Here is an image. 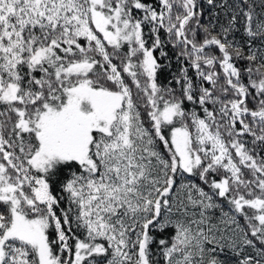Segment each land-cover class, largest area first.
Returning a JSON list of instances; mask_svg holds the SVG:
<instances>
[{"label": "snow or ice", "instance_id": "1", "mask_svg": "<svg viewBox=\"0 0 264 264\" xmlns=\"http://www.w3.org/2000/svg\"><path fill=\"white\" fill-rule=\"evenodd\" d=\"M0 264H264V0H0Z\"/></svg>", "mask_w": 264, "mask_h": 264}]
</instances>
